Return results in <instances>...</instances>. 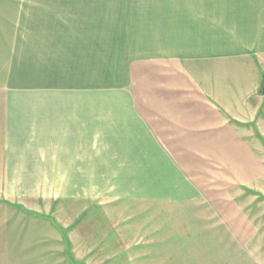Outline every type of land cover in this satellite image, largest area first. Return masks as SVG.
<instances>
[{"label":"crops","instance_id":"0c3cea01","mask_svg":"<svg viewBox=\"0 0 264 264\" xmlns=\"http://www.w3.org/2000/svg\"><path fill=\"white\" fill-rule=\"evenodd\" d=\"M9 182L117 183L172 264H263L264 0H0Z\"/></svg>","mask_w":264,"mask_h":264},{"label":"rangeland","instance_id":"374dc122","mask_svg":"<svg viewBox=\"0 0 264 264\" xmlns=\"http://www.w3.org/2000/svg\"><path fill=\"white\" fill-rule=\"evenodd\" d=\"M100 184L93 183V198H77L56 183H0V264H172L171 247L156 244L159 231L150 229L148 215L133 213L132 197L117 196V183L103 191ZM262 191L264 185L248 190L244 201L252 197L264 264Z\"/></svg>","mask_w":264,"mask_h":264}]
</instances>
